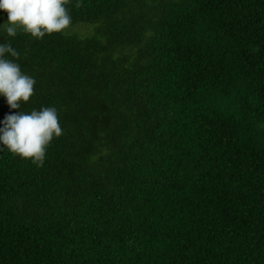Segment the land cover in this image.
Masks as SVG:
<instances>
[{
  "label": "trees",
  "instance_id": "trees-1",
  "mask_svg": "<svg viewBox=\"0 0 264 264\" xmlns=\"http://www.w3.org/2000/svg\"><path fill=\"white\" fill-rule=\"evenodd\" d=\"M66 7L11 39L63 134L0 149V264H264V0Z\"/></svg>",
  "mask_w": 264,
  "mask_h": 264
},
{
  "label": "clouds",
  "instance_id": "clouds-1",
  "mask_svg": "<svg viewBox=\"0 0 264 264\" xmlns=\"http://www.w3.org/2000/svg\"><path fill=\"white\" fill-rule=\"evenodd\" d=\"M67 3L68 0H0V33L9 38L0 43V97L10 110H18L0 121V149L38 165L43 164L47 148L63 134V129L55 106L21 110L34 95L36 80L21 70V53L12 46L11 39L22 34L39 41L63 34L72 23Z\"/></svg>",
  "mask_w": 264,
  "mask_h": 264
},
{
  "label": "rangeland",
  "instance_id": "rangeland-1",
  "mask_svg": "<svg viewBox=\"0 0 264 264\" xmlns=\"http://www.w3.org/2000/svg\"><path fill=\"white\" fill-rule=\"evenodd\" d=\"M262 127L264 128V125Z\"/></svg>",
  "mask_w": 264,
  "mask_h": 264
}]
</instances>
